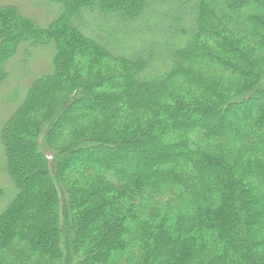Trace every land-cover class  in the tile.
I'll list each match as a JSON object with an SVG mask.
<instances>
[{
  "label": "trees",
  "instance_id": "1",
  "mask_svg": "<svg viewBox=\"0 0 264 264\" xmlns=\"http://www.w3.org/2000/svg\"><path fill=\"white\" fill-rule=\"evenodd\" d=\"M46 1L0 5V84L55 48L1 131L0 264H264V0Z\"/></svg>",
  "mask_w": 264,
  "mask_h": 264
},
{
  "label": "rangeland",
  "instance_id": "2",
  "mask_svg": "<svg viewBox=\"0 0 264 264\" xmlns=\"http://www.w3.org/2000/svg\"><path fill=\"white\" fill-rule=\"evenodd\" d=\"M3 4H16L26 16L37 21L42 27L48 26L61 12L60 5L48 3L46 0H0V5ZM88 22L91 25L93 20L89 19ZM129 43L137 46V42L133 40H130ZM27 48L31 51L30 57L25 54ZM54 54L55 48L52 45L38 44L35 46L24 43L5 65L10 77L0 84V212L14 199L17 193L14 183L5 170L6 157L1 141V131L6 121L24 99L30 83L38 76L52 71ZM228 119L229 125L232 126L233 120L230 116Z\"/></svg>",
  "mask_w": 264,
  "mask_h": 264
}]
</instances>
